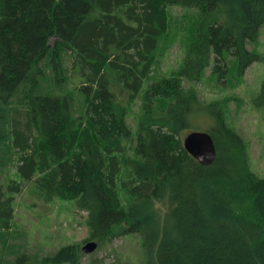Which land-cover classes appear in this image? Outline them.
<instances>
[{
  "label": "trees",
  "instance_id": "1",
  "mask_svg": "<svg viewBox=\"0 0 264 264\" xmlns=\"http://www.w3.org/2000/svg\"><path fill=\"white\" fill-rule=\"evenodd\" d=\"M263 28L264 0H0V264H83L80 244L37 263L12 244L26 189L74 201L99 249L138 240L141 264H264V176L227 95ZM204 124L209 166L183 144Z\"/></svg>",
  "mask_w": 264,
  "mask_h": 264
},
{
  "label": "rangeland",
  "instance_id": "2",
  "mask_svg": "<svg viewBox=\"0 0 264 264\" xmlns=\"http://www.w3.org/2000/svg\"><path fill=\"white\" fill-rule=\"evenodd\" d=\"M176 15L182 10L175 8ZM258 43L249 45L250 49L259 50L264 54V28ZM54 39L51 40L53 43ZM179 43V42H178ZM173 44L169 52L161 59L160 72L169 73L179 66L183 52L179 44ZM264 81V63H254L245 73L241 81L233 89H227V95L233 93L243 101L241 109L231 101V123L235 125L248 142L253 169L264 176V112L253 108L250 96L260 88ZM72 86L74 84H71ZM252 92V93H251ZM256 92V91H254ZM225 94V93H224ZM205 98H215L217 92L209 88L204 92ZM223 95V94H222ZM235 101V102H234ZM242 104V103H241ZM135 111H138L135 108ZM133 120V117H131ZM198 131H208V126L196 127ZM86 212L78 211L74 201L55 200L45 203L26 189L16 200L15 231L19 238L12 244L19 243L25 254H30L32 261L50 255L60 247L68 244L89 242L88 229L85 224ZM141 250L138 240L130 237H117L110 244L82 258L83 264H141Z\"/></svg>",
  "mask_w": 264,
  "mask_h": 264
},
{
  "label": "water",
  "instance_id": "3",
  "mask_svg": "<svg viewBox=\"0 0 264 264\" xmlns=\"http://www.w3.org/2000/svg\"><path fill=\"white\" fill-rule=\"evenodd\" d=\"M183 144L187 152L203 166L212 165L217 158L214 140L208 132L193 131L185 136ZM98 248V243L91 240L84 244L82 251L92 254Z\"/></svg>",
  "mask_w": 264,
  "mask_h": 264
}]
</instances>
